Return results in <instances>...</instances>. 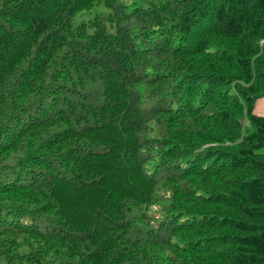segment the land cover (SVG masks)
Listing matches in <instances>:
<instances>
[{
  "label": "trees",
  "instance_id": "obj_1",
  "mask_svg": "<svg viewBox=\"0 0 264 264\" xmlns=\"http://www.w3.org/2000/svg\"><path fill=\"white\" fill-rule=\"evenodd\" d=\"M262 97L264 0H0V264H264Z\"/></svg>",
  "mask_w": 264,
  "mask_h": 264
},
{
  "label": "rangeland",
  "instance_id": "obj_2",
  "mask_svg": "<svg viewBox=\"0 0 264 264\" xmlns=\"http://www.w3.org/2000/svg\"><path fill=\"white\" fill-rule=\"evenodd\" d=\"M96 89L100 88V85H95ZM264 104V97L262 98H258L255 102V106H256V111L260 112V115L264 114V107H262L261 109L259 108L260 106H262ZM257 152L259 153H263L264 154V147L260 148L257 150Z\"/></svg>",
  "mask_w": 264,
  "mask_h": 264
},
{
  "label": "crops",
  "instance_id": "obj_3",
  "mask_svg": "<svg viewBox=\"0 0 264 264\" xmlns=\"http://www.w3.org/2000/svg\"><path fill=\"white\" fill-rule=\"evenodd\" d=\"M262 107H264V104L262 106H260L259 108L261 109ZM264 109V108H263ZM254 112L257 113V114H260V112H257L256 111V106L254 107Z\"/></svg>",
  "mask_w": 264,
  "mask_h": 264
}]
</instances>
